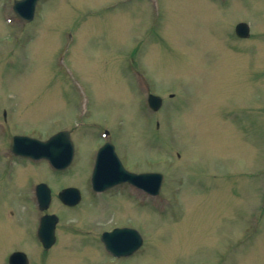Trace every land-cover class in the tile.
<instances>
[{"label": "rangeland", "instance_id": "obj_1", "mask_svg": "<svg viewBox=\"0 0 264 264\" xmlns=\"http://www.w3.org/2000/svg\"><path fill=\"white\" fill-rule=\"evenodd\" d=\"M13 2L0 0V123L6 108L9 134L77 138L59 173L7 157L0 135V264L17 249L41 263V212L7 163L26 189L55 191L48 264H264V0H42L29 23ZM242 18L250 39L235 36ZM150 92L163 98L156 113ZM104 128L127 169L164 174L158 198L93 192ZM67 186L82 192L75 207L57 197ZM120 225L143 244L115 258L101 235Z\"/></svg>", "mask_w": 264, "mask_h": 264}, {"label": "water", "instance_id": "obj_2", "mask_svg": "<svg viewBox=\"0 0 264 264\" xmlns=\"http://www.w3.org/2000/svg\"><path fill=\"white\" fill-rule=\"evenodd\" d=\"M38 1L16 0L13 9L22 21L29 22L34 18ZM236 28L238 35L242 37H246L250 33L249 26L246 23H240ZM149 103L153 109L157 110L162 104V99L151 94ZM11 150L16 154L36 159L47 158L57 169L67 168L71 164L74 155V145L70 139L69 131L66 130L54 134L46 141L30 136L16 135L12 139ZM161 180L162 174L160 173L136 174L126 171L111 143L104 144L98 151L92 175V186L96 191H103L118 183L129 181L157 193L160 190ZM152 183H154V187L150 188ZM37 197L40 209L48 208L51 201L50 188L44 183L39 184L37 186ZM59 197L68 205H76L81 199V193L76 187H68L59 193ZM57 221L58 217L55 214H46L41 218L39 236L45 247H50L55 241L54 230ZM101 239L106 249L116 256L131 255L142 244L140 233L136 229L128 227L115 228L112 231L104 232ZM10 262L11 264H25L27 262L25 253H13Z\"/></svg>", "mask_w": 264, "mask_h": 264}, {"label": "flooded vegetation", "instance_id": "obj_3", "mask_svg": "<svg viewBox=\"0 0 264 264\" xmlns=\"http://www.w3.org/2000/svg\"><path fill=\"white\" fill-rule=\"evenodd\" d=\"M241 20L242 21H246L244 18H242ZM2 118H3V123H2L3 129L1 128V130H2V135H3L4 133L7 134V127L6 126L8 125V121H9V119H8L9 118V113H8V111H7L6 108H3L2 109ZM157 125H158V122H157ZM70 136H71V138L73 139V141L75 143L77 136H75V133L72 130H70ZM46 138L47 137H45L44 139H46ZM113 139L114 138H113L112 134H110V132H109L108 135H107V138L105 140H103V143L105 141H108V140H111L113 142ZM1 145H3V146L8 145L9 146V142H6L5 141V143H4V141H2L1 142ZM19 159L26 160V159H22V158H19ZM13 160L15 161L16 159H13ZM10 164L11 163H7L8 168H9V172H10L9 173V176H8L9 182L11 183V185H13L14 187H16L15 190H17V192H18L19 195H21V196L29 195L30 194V190L29 189H26L24 187L25 182H21V180H19V177H18L19 175L13 176V174H12V172H13V165L12 164L10 165ZM0 181H1V178H0ZM122 185H125V186L129 187L130 190L133 189V190H136V191L144 192L143 190L137 189L136 187H134L133 185L128 184V183H124ZM34 232H35L34 233L35 240H38L37 241V244L38 245H36V246L37 247H40V248H38V252H39V253H37L38 255L36 257L34 255L33 256L35 257V259H38L37 262H40L41 261L40 264H48V263H46V259L48 258L46 256V253H47V251H49L51 249L47 250V249H44L43 248V244L37 238V227L34 229ZM56 243H57V241H56ZM56 243L54 245H56ZM39 258H41V259H39ZM6 264H9V262L6 261ZM29 264H31L30 257H29Z\"/></svg>", "mask_w": 264, "mask_h": 264}]
</instances>
